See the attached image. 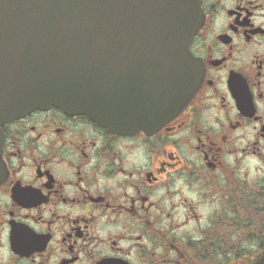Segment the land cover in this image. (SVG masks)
Wrapping results in <instances>:
<instances>
[{
	"label": "flooded vegetation",
	"instance_id": "flooded-vegetation-1",
	"mask_svg": "<svg viewBox=\"0 0 264 264\" xmlns=\"http://www.w3.org/2000/svg\"><path fill=\"white\" fill-rule=\"evenodd\" d=\"M200 6L202 82L159 128L113 132L58 107L0 125V264L261 259L264 0Z\"/></svg>",
	"mask_w": 264,
	"mask_h": 264
},
{
	"label": "water",
	"instance_id": "water-1",
	"mask_svg": "<svg viewBox=\"0 0 264 264\" xmlns=\"http://www.w3.org/2000/svg\"><path fill=\"white\" fill-rule=\"evenodd\" d=\"M170 1L0 0V124L57 106L116 132L163 125L202 81L199 0Z\"/></svg>",
	"mask_w": 264,
	"mask_h": 264
}]
</instances>
